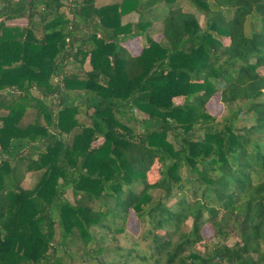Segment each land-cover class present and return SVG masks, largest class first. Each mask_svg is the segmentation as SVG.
I'll return each mask as SVG.
<instances>
[{"label":"trees","instance_id":"obj_1","mask_svg":"<svg viewBox=\"0 0 264 264\" xmlns=\"http://www.w3.org/2000/svg\"><path fill=\"white\" fill-rule=\"evenodd\" d=\"M97 1L0 0V264H264V0Z\"/></svg>","mask_w":264,"mask_h":264},{"label":"rangeland","instance_id":"obj_2","mask_svg":"<svg viewBox=\"0 0 264 264\" xmlns=\"http://www.w3.org/2000/svg\"><path fill=\"white\" fill-rule=\"evenodd\" d=\"M108 1L109 0H98L97 4H101L104 2H108ZM184 7L187 8V6L185 4H184ZM197 16H198L200 22L202 23L203 22L202 16H200V15H197ZM135 18H136V15L131 14V15H127V16L123 17V21L135 20ZM5 23L8 25H23L25 23V19L24 18L10 19V20H6ZM159 27H160L159 23H154L153 28L149 31V35L154 37L155 39H158L159 38V34H158ZM127 43H128L132 52H136L138 50V48H139L138 42H135L134 40H128ZM84 67L89 68L88 63H85ZM49 97H48V100L53 99V96H49ZM173 100L175 102H180L182 100V97L181 96H175L173 98ZM45 101H47V100H45ZM53 101H55V99ZM207 108L211 113H213L214 115H217V116L223 115L226 112L223 105L221 103H219L216 100V98L209 100V102L207 104ZM135 115L137 116L138 119H140L142 117V114L138 111L135 112ZM131 124L135 126V129H138L140 127L139 122L133 121ZM98 142L99 141H96L95 143H98ZM38 175H39L38 173L27 174L26 177L24 178L23 182H22L23 187H25V188L32 187L34 185V183L36 182ZM157 175H158V163L154 164V166L148 172V178H149V180H152ZM67 196L71 197L70 191L67 192ZM137 226H138L137 220H136L133 212H130L128 220H127V224H126V230H125V232H123L122 234L119 235V241L120 242L126 241L127 237H129L130 235L134 234L137 231ZM202 232L204 235H208L211 233V229L207 226H204L202 229Z\"/></svg>","mask_w":264,"mask_h":264}]
</instances>
